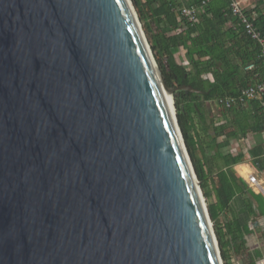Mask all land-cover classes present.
Returning a JSON list of instances; mask_svg holds the SVG:
<instances>
[{"label":"water","instance_id":"water-1","mask_svg":"<svg viewBox=\"0 0 264 264\" xmlns=\"http://www.w3.org/2000/svg\"><path fill=\"white\" fill-rule=\"evenodd\" d=\"M174 90L131 0H0V264H223Z\"/></svg>","mask_w":264,"mask_h":264},{"label":"trees","instance_id":"trees-1","mask_svg":"<svg viewBox=\"0 0 264 264\" xmlns=\"http://www.w3.org/2000/svg\"><path fill=\"white\" fill-rule=\"evenodd\" d=\"M131 1L166 84L174 75L179 86L199 91L177 90L172 96L187 152L208 201L223 262L229 264L226 250L234 244L235 252L247 250L250 264H258L261 252L249 250L246 238L253 234L249 223L259 215L248 185L235 170L236 165L244 163L246 154L224 151L236 140L258 138L260 141L248 153L254 167L264 169L261 100L226 105V100L264 83L260 45L246 33L240 18L233 15L230 0ZM185 9L193 10V18L183 13ZM243 13L264 36V0H255L254 6ZM180 50H185L187 66L176 61ZM250 65L253 68L247 69ZM199 150L211 157V166L197 156ZM210 177L214 182V202H209L213 197L207 188ZM226 212L231 218L221 226L219 218Z\"/></svg>","mask_w":264,"mask_h":264},{"label":"rangeland","instance_id":"rangeland-1","mask_svg":"<svg viewBox=\"0 0 264 264\" xmlns=\"http://www.w3.org/2000/svg\"><path fill=\"white\" fill-rule=\"evenodd\" d=\"M175 58H176V61H177L178 64L187 66L188 63H187L186 57H185V50H180L178 53H176ZM168 81H169V85L168 86L170 88L175 89L174 92L177 91V90H181V89H179L181 86H179L180 81L177 78V76H174V75L170 76ZM173 93H172V95H173ZM172 98H173V96H172ZM197 128L198 129L200 128L199 125L197 126ZM259 141L260 140L258 138H255L253 136L249 137L248 139H239V140L234 141L231 144V146L228 147L227 150L224 151L225 153L230 151V152H233L235 154L238 153V152H245L246 159H245L244 163L238 164V165L235 166L236 172L243 178V180L245 182L247 181V176H249L250 174H254V175L258 176L260 179L264 180L263 173L261 171H258L254 167V165L251 162V158L249 156V153H248L249 149L251 147H253ZM197 156L199 158L203 159L205 163L208 162V164L211 166V157H209L208 154L204 155L203 152H200V150H199L197 152ZM242 166H246L247 168L245 167L244 169H242L241 168ZM247 169H248V171H247ZM212 178L215 179V177L213 175H212ZM212 178L211 177L208 178V187L207 188H208V190L210 191V193L213 196L209 200V202H214L215 201L214 195H213L214 194V192H213V186H214L213 183L214 182H212ZM246 184H247V182H246ZM200 188H201V182H200ZM248 189L250 190V192L252 194V196H251L252 203L256 207V210H257L258 215H259V216H256V217L254 216L252 218V221L249 223L250 228L253 229V234L248 236L246 238V240H247V248L249 250H251L254 246L257 245V243L259 245H261L260 233L262 231L261 228L263 227L262 224H261L262 223V218H264V195L261 192H257L256 193V191H254L250 186H248ZM201 191H202V188H201ZM202 194H203V191H202ZM203 197H204V194H203ZM204 199H205V203H206V206H207L208 201L206 202V198L205 197H204ZM207 209H208V207H207ZM230 218H231V215L229 213H227V212L225 214L221 215V217L219 218L220 225L224 226L226 220H229ZM211 222L213 224L212 220H211ZM213 229H214V224H213ZM222 230H224V228ZM214 232H215V230H214ZM223 232H225V230ZM215 236H216V234H215ZM228 238L229 237L226 236L225 240L228 241ZM216 239H217V237H216ZM217 242H218V239H217ZM218 246H219V243H218ZM219 249H220V246H219ZM220 252H221V250H220ZM226 254L229 257V259H228V263L229 264H250L248 251L247 250H242L241 252L237 253V252H235L234 244L230 245L227 248ZM223 264H224V262H223ZM258 264H264V263H262V261H259Z\"/></svg>","mask_w":264,"mask_h":264},{"label":"built area","instance_id":"built-area-1","mask_svg":"<svg viewBox=\"0 0 264 264\" xmlns=\"http://www.w3.org/2000/svg\"><path fill=\"white\" fill-rule=\"evenodd\" d=\"M230 8L233 15H237L241 23L243 24L246 33L251 36L252 39L256 40L261 48V58L264 60V36L260 32H258L252 22L247 18V16L243 13L241 4L239 0H230ZM183 13L186 16L193 18V10L185 9ZM253 66H248L247 69H252ZM264 95V83L255 85L251 88H248L242 91L241 95L235 98H230L226 100V105L230 106L234 103H246L250 102L251 100H261V106L264 108V101L262 100V96ZM264 175V169L261 171ZM247 185L250 186L254 191L261 192L264 195V180L260 179L258 176L254 174H250L247 176Z\"/></svg>","mask_w":264,"mask_h":264},{"label":"crops","instance_id":"crops-1","mask_svg":"<svg viewBox=\"0 0 264 264\" xmlns=\"http://www.w3.org/2000/svg\"><path fill=\"white\" fill-rule=\"evenodd\" d=\"M240 1V4H241V7H242V9L244 10V9H247V8H252L253 6H254V2H255V0H239ZM247 168V167H246ZM247 171H248V169H247ZM247 173V172H246ZM245 173V174H246ZM244 174V175H245ZM262 228H261V233H260V237H261V245H259L258 243H257V245L256 246H254L251 250L253 251V250H258L259 249V251L261 252V255H262V259H261V261H262V263H264V218H262Z\"/></svg>","mask_w":264,"mask_h":264}]
</instances>
